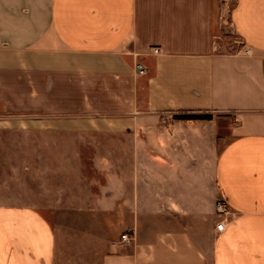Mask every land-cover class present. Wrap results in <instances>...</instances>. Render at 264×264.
<instances>
[{
  "label": "crops",
  "instance_id": "0c3cea01",
  "mask_svg": "<svg viewBox=\"0 0 264 264\" xmlns=\"http://www.w3.org/2000/svg\"><path fill=\"white\" fill-rule=\"evenodd\" d=\"M0 264H264V0H0Z\"/></svg>",
  "mask_w": 264,
  "mask_h": 264
},
{
  "label": "rangeland",
  "instance_id": "374dc122",
  "mask_svg": "<svg viewBox=\"0 0 264 264\" xmlns=\"http://www.w3.org/2000/svg\"><path fill=\"white\" fill-rule=\"evenodd\" d=\"M233 0H228L229 7L231 6ZM217 37L223 42L224 51L235 52L242 47L241 40L233 32L228 19L224 16L220 20V24L217 27ZM50 218V216H48Z\"/></svg>",
  "mask_w": 264,
  "mask_h": 264
},
{
  "label": "built area",
  "instance_id": "2783aa9c",
  "mask_svg": "<svg viewBox=\"0 0 264 264\" xmlns=\"http://www.w3.org/2000/svg\"><path fill=\"white\" fill-rule=\"evenodd\" d=\"M154 53H159V50L157 49H154ZM245 54H250V49H246ZM147 72V70L141 66L140 64H136L135 65V73L137 75H145ZM215 209H216V213L217 215L222 218V220H220L217 224H216V227H215V230L218 232V233H222L224 231V228H225V221H226V217L227 215L229 214L228 212V209H227V206L221 202L217 203L216 206H215ZM120 241L126 245H129L132 243L133 241V236L129 233H125V234H122L121 237H120ZM112 246L115 247V244L112 243Z\"/></svg>",
  "mask_w": 264,
  "mask_h": 264
},
{
  "label": "trees",
  "instance_id": "16d2710c",
  "mask_svg": "<svg viewBox=\"0 0 264 264\" xmlns=\"http://www.w3.org/2000/svg\"><path fill=\"white\" fill-rule=\"evenodd\" d=\"M212 116L209 114H202V115H197V114H191L190 113H182L180 115L175 116V119H179V120H209L211 119Z\"/></svg>",
  "mask_w": 264,
  "mask_h": 264
}]
</instances>
